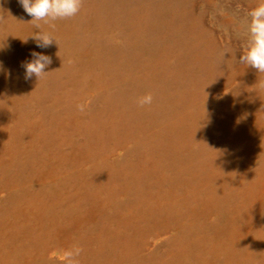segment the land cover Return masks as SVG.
<instances>
[{
    "label": "rangeland",
    "instance_id": "rangeland-1",
    "mask_svg": "<svg viewBox=\"0 0 264 264\" xmlns=\"http://www.w3.org/2000/svg\"><path fill=\"white\" fill-rule=\"evenodd\" d=\"M256 3L45 23L0 0V264H264V72L238 59ZM36 24L56 43L22 42ZM33 49L52 63L25 80Z\"/></svg>",
    "mask_w": 264,
    "mask_h": 264
},
{
    "label": "clouds",
    "instance_id": "clouds-1",
    "mask_svg": "<svg viewBox=\"0 0 264 264\" xmlns=\"http://www.w3.org/2000/svg\"><path fill=\"white\" fill-rule=\"evenodd\" d=\"M19 3L31 20L48 23L58 18L75 15L81 0H19ZM247 16L249 18L246 30L247 42L242 47L238 59L247 67L257 72H264V0H257L256 5L248 10ZM35 28L39 31L27 36L22 42H27V39L31 37L38 49H47L55 42L54 37L41 30L39 24H36ZM29 56V59L21 61L24 79L30 80L33 76L38 79L48 71L46 69L52 63V56L35 49L30 51ZM151 100V95L146 94L139 97L137 103L149 104ZM79 252L78 247L65 250L62 254L65 264H75L74 257L78 256Z\"/></svg>",
    "mask_w": 264,
    "mask_h": 264
}]
</instances>
